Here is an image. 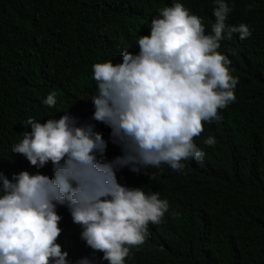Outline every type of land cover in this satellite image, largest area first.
Returning a JSON list of instances; mask_svg holds the SVG:
<instances>
[{"label": "trees", "instance_id": "16d2710c", "mask_svg": "<svg viewBox=\"0 0 264 264\" xmlns=\"http://www.w3.org/2000/svg\"><path fill=\"white\" fill-rule=\"evenodd\" d=\"M174 0H0V172L8 179L26 170L53 176L51 162L37 169L11 146L30 131L28 118L58 119L65 112L94 122L106 132L111 153L122 155L109 139L111 129L92 119L95 94L92 64L121 61L140 32H149L157 10ZM202 18L205 33L215 22L213 0H179ZM232 8L225 23H245L251 35L233 33L218 51L238 77L235 100L218 109L221 119L204 123L193 142L204 151L200 161L186 160L182 171L167 164L115 172L118 183L143 187L167 199L168 210L150 235L129 246L125 264H264V0H226ZM51 92L56 103L42 100ZM72 116V115H71ZM208 136L215 144L203 143ZM61 232L56 242L67 259L102 253L80 239L65 205H57Z\"/></svg>", "mask_w": 264, "mask_h": 264}, {"label": "clouds", "instance_id": "9594fccd", "mask_svg": "<svg viewBox=\"0 0 264 264\" xmlns=\"http://www.w3.org/2000/svg\"><path fill=\"white\" fill-rule=\"evenodd\" d=\"M213 4L215 22L208 34L202 18L174 0L157 10L149 32H140L131 52H121L120 62L92 64V119L111 129L109 139L122 155L111 153L106 132L72 113L23 122L31 130L11 152L37 169L50 161L53 176L21 170L8 179L0 172V264H99L94 255L67 259L56 242L61 232L57 205L67 207L80 226V239L93 253L101 252L107 264H125L129 246L141 245L150 235L149 224L161 222L167 199L118 183L115 172L127 166L150 178V167L167 164L182 171L181 161L204 157L193 137L202 132V121L220 120L217 110L236 98L238 77L218 51L220 41L233 33L241 40L251 35L245 23H225L232 11L226 0ZM55 103L54 92L42 100L49 107ZM203 143L211 146L215 138Z\"/></svg>", "mask_w": 264, "mask_h": 264}]
</instances>
